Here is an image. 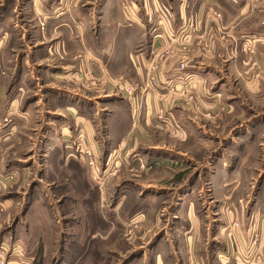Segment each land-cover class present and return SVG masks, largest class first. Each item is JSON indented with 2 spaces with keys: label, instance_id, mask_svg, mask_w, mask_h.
Here are the masks:
<instances>
[{
  "label": "crops",
  "instance_id": "obj_1",
  "mask_svg": "<svg viewBox=\"0 0 264 264\" xmlns=\"http://www.w3.org/2000/svg\"><path fill=\"white\" fill-rule=\"evenodd\" d=\"M262 1L0 0V119L17 128L15 137L34 134L38 149L32 154L39 155H33L34 168L24 166L23 157H0V245L11 260L47 264L41 254L45 225L29 215L46 205V189L55 186L39 172L55 178L62 165L78 175L83 197L90 194L82 198L84 209L93 205L91 195L98 196L97 230L90 218L83 220L79 230L85 234L90 224L89 234L76 233L73 243L99 235L123 242L131 218L143 220L131 228L140 230L154 205L171 200L173 218L156 234L148 229L149 249L123 264H264V158L258 148L264 113L250 109L252 102L264 105V11L253 6ZM152 74L156 85L145 92ZM124 81L141 89L128 96ZM139 103L143 112L136 116ZM154 131L179 144L208 145L210 152L197 162L166 139L150 145ZM79 132L98 147L96 171L83 152L66 147ZM108 147L121 154L109 161ZM141 162L149 168L142 170ZM163 168L177 169L172 186L150 179ZM94 174L105 178L104 187L91 181ZM129 174L137 181L125 179Z\"/></svg>",
  "mask_w": 264,
  "mask_h": 264
},
{
  "label": "rangeland",
  "instance_id": "obj_2",
  "mask_svg": "<svg viewBox=\"0 0 264 264\" xmlns=\"http://www.w3.org/2000/svg\"><path fill=\"white\" fill-rule=\"evenodd\" d=\"M253 6L258 7L257 10H261L264 11V2H255L253 4ZM128 9V8H127ZM129 10V9H128ZM162 10V7H161ZM217 18H219V16H217ZM248 44H250L249 42H246ZM248 50H251V45L248 46ZM151 66V71H153L154 68L157 69L156 63L155 62H151L150 63ZM155 69V70H156ZM3 73H5V71H3ZM154 78L155 84H156V79H155V75H151L150 76V80ZM149 80V81H150ZM119 81H122L121 79H119ZM148 81V82H149ZM152 81V80H151ZM254 80H252L253 82ZM257 81V80H255ZM92 83H94V80L91 81ZM147 82V83H148ZM124 83H127L126 81H124ZM122 82V84H124ZM146 83V84H147ZM146 84L143 87H146ZM136 84H134V87L136 88V91L138 89V86H135ZM95 86V85H91ZM155 86V85H153ZM135 91V92H136ZM244 93L246 94V91H244ZM194 98L193 95H189L188 100H192ZM196 100V98L193 99V101ZM252 102V101H251ZM255 103V102H254ZM252 102V105L249 107L251 109L252 112H256L257 110L259 111H263L262 113H264V105L262 107V105H258V104H254ZM134 112L136 114V116H140L142 115L143 112V105L142 103H140V111L138 109H135L134 107ZM251 115V114H250ZM208 118V115H206ZM234 118L238 116L237 113H233ZM163 118V114H159V119ZM212 118H209V120ZM0 157H6L11 159L12 157H23L24 159L27 160L26 164H24V166L28 165V167L32 166V168H34V161H32L33 159H35L36 154H32V152H36V149H38V146H36V136L34 134H32L31 139L28 140L29 136L27 137V139H22L20 138V136L18 137L16 135V137L14 135H12L13 133H17V128L16 130L12 131V128H8V126H10V123L8 122V120L4 119H0ZM3 121V122H2ZM164 123L166 124L165 119H163ZM237 118H235L234 123H236ZM7 125V126H6ZM35 123H32V126H34ZM235 124H232L231 126H233ZM230 126V127H231ZM228 127V129L230 128ZM208 129L209 132H212L214 135H216L219 138H223L225 137V133H222L221 129H212L210 130V127H206ZM228 131V130H226ZM154 138H152V144L150 145H158V144H167V143H160L162 142L164 139L168 140L169 144L172 147H175V151L176 152H181L184 153L185 156L192 158L193 160H196L197 162L200 161V158H202L204 160V155L209 154L210 149L209 147H207L208 145H202L200 147H196L194 146L193 143L191 144H179L178 141H176L175 139L171 140L164 136L165 134L163 132H156L154 131L153 133ZM227 135V134H226ZM73 138V142H71V144L66 145V147L69 148H75L77 149L79 152H83L86 157L88 158V163L90 165V167L96 171L99 168L100 163V155L98 153V147L96 146L95 143L90 142L89 139H87V134L85 132H79L77 134V136L72 137ZM262 143H264V141H261ZM81 143V145H79ZM158 143V144H157ZM226 143V141H225ZM224 143V145H225ZM148 144L145 143V147ZM201 148V149H200ZM258 148L261 149V158H264V153L262 151H264V144L263 145H258ZM17 149V150H16ZM110 151H107L105 154V157L110 161L111 158L113 156H117L119 153L121 154V152H119L118 149L114 150L115 148L111 149V148H107ZM209 151V152H208ZM111 153V154H110ZM35 155V158L34 156ZM110 155V156H109ZM260 158V159H261ZM32 161V162H31ZM263 164V160L262 163ZM62 166V165H61ZM60 165H57V169L55 170V176L57 177H52L50 175H47L45 173V171L43 172L42 170L39 172V175H43L45 176V180L44 182L48 183L47 185H51L53 186V184L55 185L53 187L52 190L46 189V193H45V198H44V202L46 205H43L42 207H39L40 209L35 210L34 209L30 212L29 218L33 217L34 219H38V220H42L45 227L43 228V230L40 232L42 235V240H43V252L41 253L42 256L43 254H47V258L45 260V263L47 264H59L61 263V260H63V255H66V260L64 259V261L66 262V264H74L76 263V259H78L80 256L82 257V260H80L79 264H85V262H87V264H123L124 259L128 257V255L130 254H140L141 252H143L142 250H148L150 247V243H146L147 239L150 237H146L145 233L150 232V234H155L161 230L162 226H165L166 223L168 222V218H173V213L174 211L172 210V206H170V201H167L166 205L163 203V200L160 202H158L157 205H154L153 209L151 210V213H149V217L148 219H145V223L147 226L143 227L142 229L139 230L136 229V231L138 230V235L136 236V234L134 235L136 239V241H131L134 239V237L132 238L133 234L136 233V231L131 230V228H135L136 225L140 224L143 220H140L139 217L136 215L134 216V218H131L130 223H128L125 227L126 229L123 230V238L126 239L123 242H114L112 240H110V238H107V235H99L96 234V236L99 235L98 238L95 239V241L90 242V243H81L80 242H72L73 240V235H75L76 233L78 234L80 232V234H84L83 229L79 230V223H82L83 220L87 221V218H90L91 223L93 224L92 228L95 227L96 230L98 228V222H97V208L98 206V196L97 195H91L92 197V203L93 205L90 206L91 208L88 210L87 207L84 209V207L82 206V198H86L89 197V195H85L83 197V195L81 194L82 191L79 188H82V182L80 181L78 175L75 173L74 170H71V168L67 167H61ZM61 167V168H60ZM259 167V165H257V168ZM140 168L143 170V168H149L148 164L146 162H141L140 163ZM177 169L174 168H163L160 169V171L155 172V178H150L152 180V182H154L157 186L161 187V186H172L171 185V178L173 176V174L176 172ZM194 168L192 167L190 169V172L193 173ZM72 171V172H71ZM140 176V175H139ZM165 176V177H164ZM158 177H164L166 180H161L160 183L158 179ZM128 178L129 181L132 180H136L137 178H135L132 174H129L128 176L125 177V179ZM140 178H144V177H140ZM140 178H138V180H140ZM105 179V178H104ZM104 179H101L100 176L98 177L95 174L94 176H91V181L94 183H97L99 181L100 183H104ZM124 179V180H125ZM55 181V182H54ZM94 183V184H95ZM106 183H104L103 187L105 186ZM44 185H46L44 183ZM206 193V197L211 196V193L207 190H205ZM27 203L29 204L31 201V198L29 195H27ZM109 195H107V197L104 199V201H106L108 199ZM104 198V196H103ZM59 200V201H58ZM51 203H53V205H51ZM103 203V201H102ZM101 203V204H102ZM58 205V209L56 207V205ZM98 206V207H97ZM53 207V208H52ZM95 207V208H94ZM103 207V206H102ZM22 213V212H21ZM143 214H141L140 218H144L145 217V213L142 212ZM152 214V215H151ZM144 216V217H143ZM20 217V216H19ZM18 217V219H19ZM67 219H74V224L70 223L71 226H67V224L65 223ZM74 225V226H72ZM238 225V224H236ZM10 226L13 227V223L12 221L10 222ZM87 228H85V236H88L91 226L89 224L86 225ZM6 227V229L8 228L7 226H4V228ZM14 228V227H13ZM8 230V229H7ZM40 233L38 232L36 241L39 238ZM96 233V232H95ZM79 234V236H80ZM92 235V234H91ZM56 236V237H55ZM144 236V238H143ZM35 235L32 236L33 239H31L30 241L34 240ZM78 237V236H77ZM81 238V237H79ZM101 239L102 242H97V239ZM157 238V237H156ZM78 239V238H76ZM55 240L59 241L57 243H53ZM79 240V239H78ZM126 241H129V243H127ZM133 243H131V242ZM145 241L146 244H142V242ZM97 242V243H96ZM256 246V245H255ZM106 251V252H105ZM100 254V255H99ZM103 254H107V258H109L107 261H105V259H103ZM116 254V255H115ZM153 254V253H152ZM156 254V253H154ZM85 256V257H84ZM136 256V255H135ZM42 258V257H41ZM135 258V257H132ZM103 262V263H102ZM44 263V261L42 262ZM151 264H153V262L151 261Z\"/></svg>",
  "mask_w": 264,
  "mask_h": 264
},
{
  "label": "built area",
  "instance_id": "obj_3",
  "mask_svg": "<svg viewBox=\"0 0 264 264\" xmlns=\"http://www.w3.org/2000/svg\"><path fill=\"white\" fill-rule=\"evenodd\" d=\"M180 68L181 69H184L185 68V63H182L181 65H180ZM155 69L156 68H154L153 69V71H155ZM152 80V81H151ZM147 84H146V87L144 88V90L143 91H148V89L150 88V87H152L153 85H156L155 84V81H154V78H152ZM124 83V82H123ZM122 88H123V91L128 95V96H134V94H135V91H136V88L134 87V86H132V85H130V84H128V83H124V84H122V86H121ZM135 107V109H138L139 111H140V103L138 104V105H135L134 106ZM79 145H81V143L79 144ZM257 238H255L254 240H253V246L254 245H257ZM27 263L28 264V262H25V261H20V264L21 263ZM0 264H16V262L15 261H13V260H11L10 258H9V254H8V247L7 246H4V245H0Z\"/></svg>",
  "mask_w": 264,
  "mask_h": 264
}]
</instances>
